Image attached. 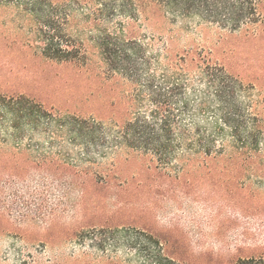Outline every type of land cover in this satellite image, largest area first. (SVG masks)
Masks as SVG:
<instances>
[{"label":"rangeland","instance_id":"374dc122","mask_svg":"<svg viewBox=\"0 0 264 264\" xmlns=\"http://www.w3.org/2000/svg\"><path fill=\"white\" fill-rule=\"evenodd\" d=\"M51 1L69 13L65 30L81 44L83 57L72 62L45 58L36 19L0 0V99L24 96L56 115L96 118L106 135L86 149L54 123L38 129L22 125L14 134L10 116H2L0 264H153L152 238L178 264H243L264 256L260 157L232 151L229 142L219 151V138V156L179 148L172 155H153L112 149L105 142L114 135V120L137 113L150 118V96L140 93L144 78L150 74L171 83L186 51L194 59L179 62L185 68L184 95L193 105L206 104L192 119L184 144L195 141L198 129L210 137L217 119L213 89L196 67L198 53L237 80L246 118L262 124L264 0L256 36L198 17L112 18V5H101L110 0ZM121 21H129L130 33L123 39L135 36L143 45L142 59L124 75L106 64L97 43ZM258 148L264 154L261 139Z\"/></svg>","mask_w":264,"mask_h":264},{"label":"trees","instance_id":"16d2710c","mask_svg":"<svg viewBox=\"0 0 264 264\" xmlns=\"http://www.w3.org/2000/svg\"><path fill=\"white\" fill-rule=\"evenodd\" d=\"M5 1L15 3L36 19L42 44L40 49L45 58L72 62L83 57L81 44L66 33L69 13L64 8L59 9L57 7L59 5L53 4L51 0ZM101 5L104 7L112 5L113 13H110L112 18L119 15L136 22L137 19L176 21L181 18L198 17L227 31L243 32L250 36L258 34L259 25L263 21L261 0H110L107 3L102 2ZM100 10L104 11L105 8ZM128 25L129 21H121L112 32L104 31L97 40L106 64L121 75L131 71L138 59H142L143 54V45L135 36L123 39L124 32L130 33ZM190 54L191 51H186L185 56L178 57L176 75L171 83H167L164 78L157 82L150 74L144 78L140 93L145 96L146 92L150 96L149 100L153 105L149 112L150 118L147 119L137 113L127 120L120 122L114 120L113 128L116 129H112L114 135H111L110 141H105L108 143L107 147L112 149L126 147L153 155H172L179 148L186 154L197 151L202 155L219 156L215 145L219 138L223 142L219 151H222L229 142L231 145L228 147L232 151L256 155L257 159L260 157L258 160L263 162L264 154L258 147L260 139L264 144V121L260 124L255 117L246 118V113L237 99L239 91L237 80L223 66L210 62L200 53H198L200 63L196 67L202 71L209 87L213 89L211 94L217 119L211 126L210 137H205L201 129H198L195 141L185 144L182 142L188 139L189 126L194 124L192 119L203 113L206 104L200 102L193 105L184 95L187 88L183 73L185 68L179 62L193 60L194 58H189ZM0 108L3 113L0 119L5 115L10 116L14 134L22 125L38 129L39 126L54 123L57 131L63 129L71 140L80 142L86 149L96 146L102 135H106L101 120L69 114L56 115L41 105L33 104L24 96L7 99L1 97ZM186 117L191 121L186 122ZM173 141H178V144L173 145L171 143ZM152 245L155 249V255L151 260L153 264H178L164 255L159 241L152 238ZM243 264H264V256L243 259Z\"/></svg>","mask_w":264,"mask_h":264}]
</instances>
